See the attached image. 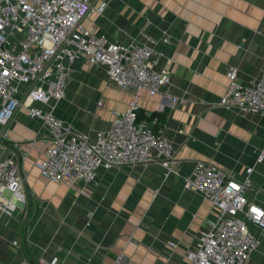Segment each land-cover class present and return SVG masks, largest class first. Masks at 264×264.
Wrapping results in <instances>:
<instances>
[{"label": "crops", "instance_id": "obj_1", "mask_svg": "<svg viewBox=\"0 0 264 264\" xmlns=\"http://www.w3.org/2000/svg\"><path fill=\"white\" fill-rule=\"evenodd\" d=\"M90 1L94 9L82 23L95 32L121 43L157 40V66L169 67L170 82L153 95L140 89L137 112L172 141L178 174L164 175L154 161L98 168L90 184L51 181L38 165L49 144L47 128L20 105L7 137L0 138V157L17 159L25 203L12 216L0 213V264H37L51 257L57 264H111L119 255L120 264H190L186 252L216 216L210 200L183 187L196 161L237 180L252 167L245 195L264 208V158L255 160L264 144V114L218 103L229 68L241 84L264 74V0ZM101 2L106 6L99 13ZM164 32L167 43L161 41ZM131 97L113 85L103 66L80 58L69 67L65 96L34 105L51 109L92 140L109 128L112 110L124 111ZM248 229L258 239L248 264H264V232L251 223Z\"/></svg>", "mask_w": 264, "mask_h": 264}, {"label": "built area", "instance_id": "obj_2", "mask_svg": "<svg viewBox=\"0 0 264 264\" xmlns=\"http://www.w3.org/2000/svg\"><path fill=\"white\" fill-rule=\"evenodd\" d=\"M105 6L101 2L95 9L101 13ZM93 9L90 0H0V138L7 137V127L23 105L30 117L47 128L49 144L38 165L51 181L72 184L78 179L90 184L98 168L154 161L164 175H177L179 161L172 141L162 128L153 130L147 120L137 119V92L145 89L153 95L170 82L169 67L157 66L161 55L157 40L111 41L82 23ZM165 35L163 43L168 42ZM80 58L103 66L113 85L132 96L124 111L112 110L109 128L96 132L92 140L72 130L51 109L34 105L65 96L69 67ZM236 74L229 68V83L219 105L264 114V74L246 84L238 83ZM263 158L264 144L255 160ZM251 170L247 167L246 176L237 180L231 172L196 161L182 179L184 188L200 192L216 209L209 230L201 232L194 248L186 252L190 264H248L258 245L248 224L264 232V208L245 195ZM17 203H25L23 173L14 155L1 156L0 213L12 216ZM12 244L17 246V241ZM122 260L119 255L111 264ZM37 264H57V258H38Z\"/></svg>", "mask_w": 264, "mask_h": 264}, {"label": "trees", "instance_id": "obj_3", "mask_svg": "<svg viewBox=\"0 0 264 264\" xmlns=\"http://www.w3.org/2000/svg\"><path fill=\"white\" fill-rule=\"evenodd\" d=\"M137 119L139 120L140 118H139V115H138V112H137ZM163 120H164V113H161V114H159V117L157 118V120H156V125H162V123H163ZM161 127V126H160ZM159 128V127H158ZM155 130V129H154Z\"/></svg>", "mask_w": 264, "mask_h": 264}, {"label": "rangeland", "instance_id": "obj_4", "mask_svg": "<svg viewBox=\"0 0 264 264\" xmlns=\"http://www.w3.org/2000/svg\"><path fill=\"white\" fill-rule=\"evenodd\" d=\"M17 205H20V203H17Z\"/></svg>", "mask_w": 264, "mask_h": 264}]
</instances>
